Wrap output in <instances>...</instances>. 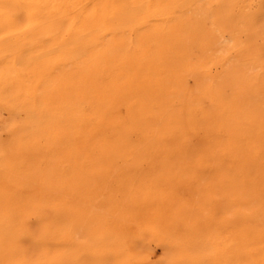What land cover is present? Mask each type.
I'll return each mask as SVG.
<instances>
[{
	"label": "bare ground",
	"instance_id": "6f19581e",
	"mask_svg": "<svg viewBox=\"0 0 264 264\" xmlns=\"http://www.w3.org/2000/svg\"><path fill=\"white\" fill-rule=\"evenodd\" d=\"M207 20L264 88V0H0V264H264L261 134L166 96Z\"/></svg>",
	"mask_w": 264,
	"mask_h": 264
},
{
	"label": "rangeland",
	"instance_id": "374dc122",
	"mask_svg": "<svg viewBox=\"0 0 264 264\" xmlns=\"http://www.w3.org/2000/svg\"><path fill=\"white\" fill-rule=\"evenodd\" d=\"M212 9L214 10L215 6ZM211 24L210 20L204 23L206 31L209 33L206 40L203 41L204 37L201 39L199 34H197L195 41L189 46L191 70L181 76L177 88H172L171 91L167 92L166 96L169 99L180 100L186 109L191 105L199 107L205 113L206 121L210 125H216V127L222 123L221 116L227 115L230 123L229 127L235 136L240 128H243L244 131H251L254 134H261L257 143L263 151V153L258 154L263 157L264 88L262 86L253 87L250 78L251 74L256 71L260 72L261 67L254 68L250 64L249 56L244 54L237 56L231 36H224ZM225 39L228 40L226 41ZM240 39L245 41L246 36L241 35ZM260 125H263L261 127V132L263 133L258 132ZM238 143L237 147H241L242 142L238 141ZM196 147L198 152L204 153L209 159H212L213 154H215V149L203 142L197 144ZM244 153L246 152L243 151L242 155ZM245 155L248 154L246 153ZM262 161H264V158ZM134 166L140 167L144 174L155 168L153 164H138ZM199 167L202 170L197 176L200 184L209 183L216 192V197L213 199L215 204L212 202V205L207 210L208 212L204 210L201 213L203 216L207 214L217 216L221 205V194H223L225 188L223 179L225 170L212 162L211 165L205 164ZM189 177L190 175H182V184L186 185ZM186 199L182 197L181 200L185 201ZM215 222L213 221V227L217 226ZM162 250H164L162 247L155 246L151 250L152 259L150 258L148 263L168 264V256H166L165 250L164 252ZM128 264H137V262L130 260ZM214 264L218 263L214 262Z\"/></svg>",
	"mask_w": 264,
	"mask_h": 264
}]
</instances>
